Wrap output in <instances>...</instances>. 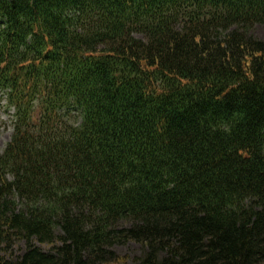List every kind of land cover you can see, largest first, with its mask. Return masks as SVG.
<instances>
[{"label": "trees", "instance_id": "1", "mask_svg": "<svg viewBox=\"0 0 264 264\" xmlns=\"http://www.w3.org/2000/svg\"><path fill=\"white\" fill-rule=\"evenodd\" d=\"M255 25L264 0H0V264H264Z\"/></svg>", "mask_w": 264, "mask_h": 264}, {"label": "rangeland", "instance_id": "2", "mask_svg": "<svg viewBox=\"0 0 264 264\" xmlns=\"http://www.w3.org/2000/svg\"><path fill=\"white\" fill-rule=\"evenodd\" d=\"M252 33L254 36L264 39V26L255 25L252 29ZM135 37L144 39L140 34H135ZM12 114V111H6L5 102L0 94V154L4 150L6 144L10 141L12 135ZM114 251L118 260L111 264H134V259L140 255L141 248L138 244L127 242L124 245L115 246Z\"/></svg>", "mask_w": 264, "mask_h": 264}]
</instances>
